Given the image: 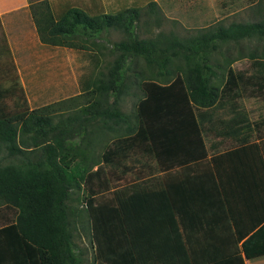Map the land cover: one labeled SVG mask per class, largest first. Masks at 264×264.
I'll return each mask as SVG.
<instances>
[{"label":"trees","instance_id":"1","mask_svg":"<svg viewBox=\"0 0 264 264\" xmlns=\"http://www.w3.org/2000/svg\"><path fill=\"white\" fill-rule=\"evenodd\" d=\"M39 6L35 22L48 45L96 52L105 46L102 40L106 42L111 29L122 31L126 38L110 44L113 61L86 82L84 92L69 99L73 104L69 114H52L48 104L0 117V204L14 211L15 219L4 231L16 234L26 250L27 264H83L69 219L74 207L68 203L83 188L94 261L152 264L146 238L160 233L162 189L153 178L147 187L136 184L127 193L113 192L112 197L108 190L104 193L107 180L102 163L84 154V123L101 116L107 131L116 134L105 154V162L115 169L129 170L125 161L130 156L132 161L153 157L162 165L167 145L175 149L177 142L193 138L196 113L202 121V114L208 113L203 109L225 103L233 87L238 89L242 82L241 77L238 81L233 77L230 65L235 59L228 57L219 65L211 57L213 51L223 42L264 35V19L216 24L185 37L169 33L152 39L139 37L140 7L91 14L74 4L53 9L42 1ZM139 59L149 68L157 66V76L143 75ZM131 74L141 93L135 91V110L125 112L119 104L130 87ZM222 157L225 161L226 154ZM193 158L187 152L183 162ZM189 197L195 200L194 194ZM240 251L248 259L264 255V224L242 241ZM186 258L179 264H244L240 253L227 259Z\"/></svg>","mask_w":264,"mask_h":264},{"label":"crops","instance_id":"2","mask_svg":"<svg viewBox=\"0 0 264 264\" xmlns=\"http://www.w3.org/2000/svg\"><path fill=\"white\" fill-rule=\"evenodd\" d=\"M42 1L53 9L74 4L91 14L115 13L132 6L141 11L146 6L147 13H157L156 0H0V117L48 104L52 114L67 115L73 106L69 99L84 92L86 82L93 78L89 76L83 90L74 95L59 89L57 51L68 47L42 42L35 22ZM150 2L154 5L148 6ZM73 50L92 56L97 52ZM225 71L226 75L228 68ZM232 71L235 80L241 77L238 89L233 87L225 103L203 109L208 113L202 114V121L196 113L198 129L194 127L193 138L181 140L180 145L177 142L175 149L167 145L162 165L153 157L139 156L132 161L130 156L125 161L138 163L135 176L144 179L139 184L150 186V179L155 178L154 184L162 189L160 233L146 238L152 264H179L184 257L188 261L227 259L235 253H240L244 264H264V255L248 259L240 251L242 241L264 224V110L252 119L243 103L251 97L264 101V85L260 88L264 75L252 81L254 78ZM107 130V122L98 116L92 123H84L81 131L82 145L87 147L84 154L102 163L105 171V154L116 136ZM187 152L195 157L190 163L183 162ZM191 194L195 195L193 201ZM13 215L14 211L0 204V264H27L26 250L16 234L4 231L15 220ZM90 245L94 250L92 234ZM92 252V262L98 264L96 251Z\"/></svg>","mask_w":264,"mask_h":264},{"label":"rangeland","instance_id":"3","mask_svg":"<svg viewBox=\"0 0 264 264\" xmlns=\"http://www.w3.org/2000/svg\"><path fill=\"white\" fill-rule=\"evenodd\" d=\"M155 4L156 14L147 13L146 6L141 11L138 26L140 38L153 39L159 34L169 33L185 37L196 33L199 29L216 24L227 26L232 22H257L264 19V0H156ZM125 38L126 35L122 31L109 30L105 36L106 42L102 40L105 46L98 50L94 56L88 52L69 48H61L57 51L59 68H61L58 70L59 89H65L67 93L73 95L81 92L85 80L89 76L95 77L99 71L105 70L113 61L114 56L111 55L110 44ZM220 45L211 56L219 65H224V59L230 57L235 59L230 65L234 72L254 78L252 81H257L264 75V35L256 33L238 40L237 43L223 42ZM250 56H254L260 63L259 61L255 63V59ZM65 65L66 68H64ZM139 66L142 74L147 78L157 76V66L149 68L141 59H139ZM130 77L132 80L130 87L121 96L122 101L119 104V107L125 112L135 110L137 103V97L134 96L135 91L141 93L138 89V81L134 82L132 74ZM246 94L248 93L246 92ZM244 101L245 110L249 111L250 118L257 119L260 110H264L263 99L251 97ZM54 106L58 105L54 104ZM126 165L132 170L124 173L115 170L109 163H105L107 187H105L104 193L108 190L109 197H112L113 192L117 190L127 193L132 185L139 184L144 180L140 179L139 181L135 176L134 169H138V163L127 161ZM86 194L87 192H84L83 188L72 194L68 203L70 207L74 208L69 219L73 240L81 251L83 264H93L92 251L96 250H93L90 245L91 227L85 207ZM258 264H263V262H258Z\"/></svg>","mask_w":264,"mask_h":264}]
</instances>
